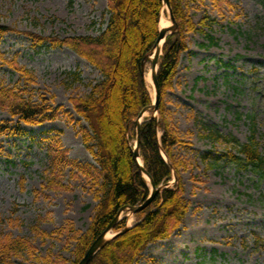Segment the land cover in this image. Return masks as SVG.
I'll return each instance as SVG.
<instances>
[{
	"label": "rangeland",
	"instance_id": "obj_1",
	"mask_svg": "<svg viewBox=\"0 0 264 264\" xmlns=\"http://www.w3.org/2000/svg\"><path fill=\"white\" fill-rule=\"evenodd\" d=\"M229 1L234 5L225 2L223 13L213 0H190L186 6L198 27L205 15L216 18L213 29H205L217 41L210 44L200 30L188 35L189 48L182 54L174 87L165 96V115L183 140L174 153L188 164L182 182L190 210L179 229L150 242L135 264H264V181L251 170H238L226 158L217 162L202 155L210 151L220 157L227 150V143L213 145L203 136L209 129L245 141L251 120L256 121L264 151V0ZM107 8L108 0H0V24L13 29L0 38V47L8 59L16 56L35 79L31 83L3 64L0 84L34 89L36 99L45 96L54 106L74 112L70 97L89 93L92 84L102 78L100 71L67 46L34 47L26 33L98 34L106 27ZM163 16L169 19L168 12ZM150 68L149 62L147 72ZM69 71H79L82 80L73 81ZM147 81L154 95L153 84ZM74 117L71 120L62 114L26 126L27 136H0L4 148L0 152V217L6 219L0 227L30 237L39 256L59 252L72 258L76 241L67 242L64 234L43 240L33 225L40 221L44 230L52 232L71 220L84 232L98 203L86 178L72 176L70 167L61 177L68 189H42V183L52 176L46 136L57 134L56 140L68 149L69 157L95 161L78 132L80 117ZM8 119L12 116L0 108V124ZM138 217L133 215L128 223ZM13 264L43 262L25 254Z\"/></svg>",
	"mask_w": 264,
	"mask_h": 264
},
{
	"label": "trees",
	"instance_id": "obj_2",
	"mask_svg": "<svg viewBox=\"0 0 264 264\" xmlns=\"http://www.w3.org/2000/svg\"><path fill=\"white\" fill-rule=\"evenodd\" d=\"M194 1L202 3L204 0ZM213 1L221 13L225 2L234 5L229 0ZM189 2L190 0H171L179 30L167 37L158 71L162 92L161 117L158 125L161 131L160 139L164 151L178 173L179 180L173 187L157 193L152 203L138 213V222L127 232L112 239L89 264H135L150 242L167 238L179 229L190 210V204L183 197L185 190L182 182V171L188 168V164L174 153L175 148L182 144L183 140L165 115V96L173 89L182 54L189 48L188 35L200 30L210 38V44H216L217 41L214 35L205 29L207 26L212 30L216 18L205 15L201 20L202 26L198 27L186 9ZM162 7V0H108L109 17L104 18L106 27L98 34L59 37L26 33L34 47L67 46L73 49L102 75L100 80L92 84L89 93L70 97L74 112L80 116L77 121L78 132L95 161H80L69 157L68 149L62 147L56 140L57 134L46 136L47 158L52 176L42 183L43 190L68 189L69 186L62 182L61 177L65 168L70 167L72 176L86 178L87 184L96 193L98 203L91 223L84 232L76 228L71 220L52 232L44 230L40 221L32 226L35 234L43 240L64 234L67 236V242L76 241L72 258L59 252L39 256L38 248L30 237L14 235L0 227V264H13L14 259L24 257L25 254L42 260L43 264H78L91 243L104 231L121 207L141 203L150 195L151 185L134 159L133 145L136 139L134 118L145 106L152 103V94L142 72L141 62L159 36ZM10 31H13L11 27L0 24V38ZM3 64H8L21 72L31 83L35 82L30 69L20 65L16 56L8 59L0 47V66ZM69 72L73 76V81L82 80L79 71ZM33 90L18 84L13 86L0 84V108L12 116L11 120H5L4 124H0V136H27L30 131L24 127L25 125L55 120L62 114L71 120L75 119L74 112L63 109L62 105L54 106L49 103L47 97L41 96L36 99ZM14 118L17 120L14 121ZM83 120L87 124H83ZM249 128L250 134L245 141L224 135L219 130L209 129L203 136L213 145L219 141L227 143V150L220 157L211 155L210 151L202 155L205 159L210 157L217 162L220 158H226L235 163L238 170H251L258 176L259 181H264V151L261 148L256 121L251 120ZM32 137L34 138L33 135ZM3 149L0 144V152ZM141 156L146 170L157 185L172 179V169L159 146L156 122L149 117H146L141 125ZM209 165L212 166L213 163L210 161ZM35 191L39 192L38 189ZM5 221L6 219L0 217V223ZM125 224L126 218L118 222L115 229L118 230Z\"/></svg>",
	"mask_w": 264,
	"mask_h": 264
},
{
	"label": "water",
	"instance_id": "obj_3",
	"mask_svg": "<svg viewBox=\"0 0 264 264\" xmlns=\"http://www.w3.org/2000/svg\"><path fill=\"white\" fill-rule=\"evenodd\" d=\"M165 11L169 12V18L171 20L170 24H161L160 22V28H159V36L153 46V48L148 51L141 62V69L144 74H146L147 69V63L150 61L152 63L151 67V78L150 81L153 84L154 87V100L151 104L145 106L140 114L134 119L136 122V142L134 145V159L138 163L141 171L146 175V177L149 179L152 190L150 195L140 204L135 205H125L122 208L119 209L116 216L112 219V221L107 225L105 230L93 241V243L90 245L89 249L87 250L84 257L79 261L78 264H89L91 260L97 255V253L105 247L113 238L118 237L119 235L127 232L130 230L134 224L133 223H127L126 226L121 228L118 231L112 232L116 226V224L124 217V213L127 211V217L130 218L134 214L142 211L146 207L150 205V203L153 201L157 193L162 192L165 188H170L173 185L174 181L178 180V174L173 166L172 161L170 160L168 154L164 151L161 141L159 140V146L161 148L162 154L166 160V162L170 165L174 180L156 185L154 179L151 177L149 172L145 169L144 163L141 160V124L143 122L144 117L150 116L153 118L156 122V128L158 130V122L161 116L160 112V102H161V87L158 80V70H159V60L161 55L164 53V44L166 41V38L169 34H173L179 30V24L174 16L173 9L171 6L170 0H163V7L161 14L165 13Z\"/></svg>",
	"mask_w": 264,
	"mask_h": 264
},
{
	"label": "bare ground",
	"instance_id": "obj_4",
	"mask_svg": "<svg viewBox=\"0 0 264 264\" xmlns=\"http://www.w3.org/2000/svg\"><path fill=\"white\" fill-rule=\"evenodd\" d=\"M161 23L162 24H169L170 23V19H166L165 16H163L161 18ZM147 78L150 80L151 78V69L147 72Z\"/></svg>",
	"mask_w": 264,
	"mask_h": 264
}]
</instances>
